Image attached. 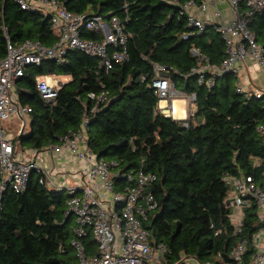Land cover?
Listing matches in <instances>:
<instances>
[{
	"label": "trees",
	"instance_id": "16d2710c",
	"mask_svg": "<svg viewBox=\"0 0 264 264\" xmlns=\"http://www.w3.org/2000/svg\"><path fill=\"white\" fill-rule=\"evenodd\" d=\"M55 1L74 14L118 16L132 36L128 58L106 71L98 58L68 49L61 63L43 58L28 65L15 90L20 104L30 109L29 129L15 137V148L55 144L88 117L90 151L122 169L143 165L155 174L151 190L157 210L146 227L155 242L169 249L166 262L183 254L214 264L229 261L228 253L241 234H233L228 218L226 177L248 175L264 186V94L258 98L238 92L233 73L217 77L210 87L188 74L195 64L191 47L218 64L224 43L212 25L201 32L187 25L180 14L186 0ZM248 27L264 46V11L254 13ZM82 37L101 39L93 31H84ZM27 39L53 45L57 36L51 17L22 9L16 0H0V59L8 41L18 45ZM154 62L166 66L176 89L196 94L186 120L158 110L150 86ZM45 74L70 76L51 103L36 89V76ZM102 89L108 91V100L90 112L93 103L87 94ZM42 177L33 169L22 191L3 192L0 264H77L70 245L73 217H64L66 190L40 183ZM252 228L248 224L247 231ZM82 242L90 255L95 241L88 236Z\"/></svg>",
	"mask_w": 264,
	"mask_h": 264
},
{
	"label": "built area",
	"instance_id": "2783aa9c",
	"mask_svg": "<svg viewBox=\"0 0 264 264\" xmlns=\"http://www.w3.org/2000/svg\"><path fill=\"white\" fill-rule=\"evenodd\" d=\"M16 1L22 9L49 15L57 39L51 46L33 39L18 45L8 41L6 55L0 59V212L5 189L22 191L30 171L36 169L43 174L40 183L66 190L68 197L64 217L71 215L74 219L70 245L77 264H188V257L198 264H214L184 254L178 260L166 262L169 249L163 242H155L146 227L149 216L157 210V200L151 190L155 174L146 171L143 165L122 169L116 162L106 161L90 151L86 134L88 117H84L79 129L69 130L55 144L40 149L15 148V137L6 136L1 121L15 119L20 123L21 130L25 126V115L30 109L20 104L15 82L23 76L28 65L39 64L43 58L61 63L68 49H77L98 58L107 71L114 63L127 60V46L132 39L116 15L74 14L55 0ZM228 3L233 18H220L217 23H211L205 16L206 0H186L181 5L180 14L186 16L189 27L201 32L206 25H212L224 43V53L218 64L210 63L205 53L191 47L195 64L188 74L195 75L200 85L210 87L217 77L227 72L236 76L240 64L246 59H251L264 74V46L248 27L254 13L264 11V0H228ZM214 15L220 16L219 11H215ZM84 31H93L101 39L84 38ZM187 36L183 35L184 38ZM152 70L154 75L150 86L158 98V110L174 120H186L192 114L189 106L195 101L196 94H185L176 89L166 66L154 62ZM69 79L68 75H63L62 79L55 74L38 75L35 78L36 89L45 102L51 103ZM247 85L236 82L237 91L258 98L263 96L264 89L248 90L244 88ZM87 98L93 103L90 112H95L106 103L109 95L107 90L102 89L98 93L89 92ZM175 100L183 101V119L174 117ZM184 125L187 123L184 122ZM62 151L81 162L74 173L76 183L57 181L53 170L44 165L45 153ZM68 173H64L65 176ZM226 179L230 185L226 194L230 210L228 218L233 234L241 236L228 253L229 261L224 260L223 264H264V186L248 175L227 176ZM248 224L253 227L250 231H247ZM88 236L95 241L90 255L82 242Z\"/></svg>",
	"mask_w": 264,
	"mask_h": 264
},
{
	"label": "crops",
	"instance_id": "0c3cea01",
	"mask_svg": "<svg viewBox=\"0 0 264 264\" xmlns=\"http://www.w3.org/2000/svg\"><path fill=\"white\" fill-rule=\"evenodd\" d=\"M206 2L208 4V6H207V11H206L207 13H206L205 16L211 23L219 22L220 18H222L224 20H227V19L231 18L230 16L228 18H226L221 13L220 9L218 8L221 5V6H224L222 9H227L226 13H228L229 11L231 12L230 7L228 5V0H206ZM215 11H219L220 16L214 15ZM242 65H244L247 69H248V67H253L254 70L256 72H258L257 66L252 62L251 59H246L244 63L240 64L239 68ZM249 83L252 84L251 80L250 81L246 80L244 84H248L249 85ZM189 108H190L191 111H193L194 110V104H193V107L190 105ZM25 121L28 122L27 114L25 115ZM24 129H25V126H24V128L22 130H24ZM44 160H45L44 161V165L47 168L52 169L53 172L55 173L54 178L57 181H64L65 184H68L69 177L73 176V178H74V173L79 169L80 163H81V162L79 163L77 160H75V158L72 157L70 155V153L65 152V151H62V152L56 153V154H54L52 152L45 153L44 154ZM66 172H69L70 174L68 173V175L65 176ZM66 179H67V181H66ZM74 182L75 181L73 179L72 183H74Z\"/></svg>",
	"mask_w": 264,
	"mask_h": 264
},
{
	"label": "rangeland",
	"instance_id": "374dc122",
	"mask_svg": "<svg viewBox=\"0 0 264 264\" xmlns=\"http://www.w3.org/2000/svg\"><path fill=\"white\" fill-rule=\"evenodd\" d=\"M228 5H229V3H228ZM223 7L224 6H221V5H220V7H218L220 9L221 13L226 18H228L229 16L231 18H233L232 12L229 11L228 13H226L227 12L226 11L227 9H222ZM230 10H231V8H230ZM236 76L234 75V77H233V81L235 83L236 82H239L240 84H244L246 80H248V81L251 80L252 85L244 86L245 89H248V90H253L255 88L264 89V74L261 71H259V70H258V72H256L253 67H248V69H247L244 65H242L239 68V73ZM56 77L62 79L63 78V75H56ZM191 106L193 107V103L191 104ZM25 122H26V124H25V129L24 130L27 131L29 129V126H28V122L27 121H25ZM1 126H2V128L4 130V133L6 134V136L7 137H11V138L16 137L17 135L20 134L21 131H23L20 128V123L17 122V121H15V119L1 121ZM17 150H20V149H17ZM73 179H74L73 176L69 177L68 184H72ZM74 224L75 223H74V219H73V222L71 223V227ZM187 263L188 264H198V262L192 260L191 257H188L187 258Z\"/></svg>",
	"mask_w": 264,
	"mask_h": 264
},
{
	"label": "bare ground",
	"instance_id": "6f19581e",
	"mask_svg": "<svg viewBox=\"0 0 264 264\" xmlns=\"http://www.w3.org/2000/svg\"><path fill=\"white\" fill-rule=\"evenodd\" d=\"M173 114L175 118L183 119L185 118V109L183 106V101L175 100L173 105Z\"/></svg>",
	"mask_w": 264,
	"mask_h": 264
},
{
	"label": "water",
	"instance_id": "95a60500",
	"mask_svg": "<svg viewBox=\"0 0 264 264\" xmlns=\"http://www.w3.org/2000/svg\"><path fill=\"white\" fill-rule=\"evenodd\" d=\"M21 133V132H20Z\"/></svg>",
	"mask_w": 264,
	"mask_h": 264
}]
</instances>
